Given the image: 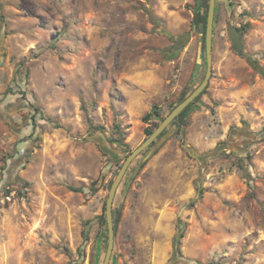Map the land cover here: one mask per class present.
Masks as SVG:
<instances>
[{"label": "rangeland", "instance_id": "rangeland-1", "mask_svg": "<svg viewBox=\"0 0 264 264\" xmlns=\"http://www.w3.org/2000/svg\"><path fill=\"white\" fill-rule=\"evenodd\" d=\"M201 5L0 0V264L104 263L123 163L205 78ZM216 15L206 93L118 189L110 264H264V0Z\"/></svg>", "mask_w": 264, "mask_h": 264}, {"label": "water", "instance_id": "water-1", "mask_svg": "<svg viewBox=\"0 0 264 264\" xmlns=\"http://www.w3.org/2000/svg\"><path fill=\"white\" fill-rule=\"evenodd\" d=\"M218 0H209V8L207 14V25H206V33H205V51H206V61H207V72L202 83L189 95L186 99L178 104L157 126V128L153 131V133L132 153H130L125 162L123 163L117 177L115 178L110 192L108 196V200L106 202V211L105 217L108 228V248L106 257L103 264H110L114 247H115V225H114V201L118 192V189L129 169V167L133 164V162L147 149H149L158 139L159 137L173 124V122L199 97L203 94V92L208 88L212 72H213V37H214V25H215V17H216V7ZM229 34L233 46L239 54H243L244 45L242 41V35L238 31L236 27H229ZM183 48H179L174 50L173 53H168L169 57L176 58L181 52ZM102 144V141L100 142ZM102 149L105 152H109L110 150L106 147L105 142L101 145ZM107 167V169H109Z\"/></svg>", "mask_w": 264, "mask_h": 264}, {"label": "trees", "instance_id": "trees-1", "mask_svg": "<svg viewBox=\"0 0 264 264\" xmlns=\"http://www.w3.org/2000/svg\"><path fill=\"white\" fill-rule=\"evenodd\" d=\"M208 8H209V0H202V5H201V9H203V12L201 11H197L195 13V17L193 19V27L197 28L200 33L203 35V38L205 40V33H206V25H207V14H208ZM217 17V15H216ZM216 19V18H215ZM249 63L250 65L256 69L263 77H264V69L257 63V61L255 60H249ZM207 89L203 92V94L201 96H199L174 122H173V125L174 124H179L180 128L182 127H185L187 125V118H188V115L189 113L192 111V109L195 107V104L199 102V100L202 98V96L206 93ZM189 96V93L188 92H183L179 98V104L182 103L186 97ZM162 115L161 111H160V107H154L153 110L147 114L145 117H144V121L145 122H150L151 119L153 117H157V118H160ZM118 131L120 132L119 130V127H117ZM154 131V130H153ZM152 130L148 129L146 131L147 135L150 136L152 133H153ZM242 131H240L241 133ZM236 134H239V131L237 129H232L231 130V133H230V140H233V135ZM99 134V133H98ZM165 134V132L161 135L163 136ZM160 136V137H161ZM159 137V138H160ZM93 141H97V140H93ZM101 144V143H100ZM76 191H80V190H76ZM200 194H202V192H200ZM106 211V210H105ZM99 225L100 227L102 226H105L107 225V222H106V218H105V215H102L99 217ZM117 230V223L115 221V231ZM177 248V247H176ZM177 253L178 254H181L180 253V250L177 248ZM176 251H175V255L177 254Z\"/></svg>", "mask_w": 264, "mask_h": 264}]
</instances>
